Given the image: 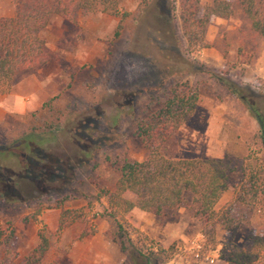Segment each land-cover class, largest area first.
Here are the masks:
<instances>
[{
	"label": "rangeland",
	"instance_id": "1",
	"mask_svg": "<svg viewBox=\"0 0 264 264\" xmlns=\"http://www.w3.org/2000/svg\"><path fill=\"white\" fill-rule=\"evenodd\" d=\"M118 1L127 14L120 37H115L120 21L116 16L97 14L75 23L56 17L40 34L51 53L49 65L19 74L15 90L0 96L3 147L26 133L31 114L47 100L60 95L59 103L68 108L55 139L46 144L39 179L20 176V148L0 160L12 172L2 171L7 175L0 190L18 201L7 204L0 197V257L12 258L15 264L37 246L41 235L49 242L41 264H108L100 258L106 250L96 239L98 232L78 238L87 228L99 231L102 223L107 227L104 234L117 237L116 224L101 217L107 199L99 196L117 179L109 164L145 160V149L129 133L130 111L177 82L196 86L200 100L193 117L164 144L162 154L175 160L227 157L236 171L216 209L228 210L238 226L234 234L218 226L217 245L210 244L203 225L192 215L190 196L160 218L143 214L150 218L144 223L149 234L136 217L132 224L148 236L150 247L171 253L163 264H221L223 244L247 247L251 235L264 232V194L252 197L251 189L254 179L259 191L264 190V145L260 125L249 109L252 105L264 115V42L253 36L250 23L236 11L228 19L213 17L200 43L203 47L190 52L181 8L177 4L173 12V0ZM14 13L15 0H0V17ZM18 90L29 95L25 113L12 111ZM83 150L94 154L86 158ZM62 200L64 209L77 214L58 234L62 209L57 201ZM196 239L201 241L203 258L190 249ZM109 243L115 261L132 264L119 242ZM208 255L217 256L214 263L205 260Z\"/></svg>",
	"mask_w": 264,
	"mask_h": 264
},
{
	"label": "trees",
	"instance_id": "2",
	"mask_svg": "<svg viewBox=\"0 0 264 264\" xmlns=\"http://www.w3.org/2000/svg\"><path fill=\"white\" fill-rule=\"evenodd\" d=\"M202 1L173 0L172 11H176L177 4L181 8L183 36L190 52L203 47L200 43L213 17L228 19L236 11L250 23L253 36L264 42V0H237L235 3L214 0L211 4ZM97 14L119 17L115 37H120L127 14L121 11L118 0H15L14 16L0 17V96L11 93L19 74L37 71L49 63L51 53L40 34L54 18L75 23ZM59 99L60 95L44 102L31 114L26 133L7 147L0 146V160L11 158L19 148L22 150L23 163L19 170L22 178L39 179L43 175L46 144L55 139V130L68 111ZM199 100L200 91L196 86L177 82L152 94L146 102L130 111L129 133L145 149L146 158L141 162L126 160L120 165L111 161L109 166L117 179L113 188L104 189L99 197L107 199V209L101 217L111 219L118 229L117 237L110 233L105 235L109 242H119L121 252L132 264H163L171 258L168 250L150 247L148 236L132 224L134 209L160 218L168 211L177 210L190 196L194 207L192 215L203 225V233L210 244L217 245L218 226L231 234L236 232L238 224L230 212L216 209L231 186L236 166H232L227 157L175 160L164 157L161 151L193 117ZM249 109L260 125L259 140L264 145V115L252 105ZM83 153L89 158L94 151L83 150ZM3 170L12 173L10 168L0 164V183L7 175L2 174ZM251 183L252 197L264 194V190L259 191L257 181L251 179ZM0 197L7 204L18 202L8 191L0 190ZM63 202L57 201V207L62 209L58 234L69 228L68 219L77 214L64 209ZM97 232L95 228H87L78 239ZM2 235L0 232V238ZM48 251V239L41 235L37 246L19 264H41ZM218 262L264 264V232L251 235L247 247L232 242L223 244ZM0 264L15 263L12 258L0 257Z\"/></svg>",
	"mask_w": 264,
	"mask_h": 264
},
{
	"label": "crops",
	"instance_id": "3",
	"mask_svg": "<svg viewBox=\"0 0 264 264\" xmlns=\"http://www.w3.org/2000/svg\"><path fill=\"white\" fill-rule=\"evenodd\" d=\"M49 64H47L48 66ZM15 84H13V89L15 90ZM45 89V88H42ZM45 92V90L43 91V93H39L41 95H43ZM15 97H16V104L14 106V108H12L13 112H18V113H25L26 108L28 107V103H26V100L29 99V95L23 93L22 91L20 92L19 90L17 91V93H15ZM142 213V214H140ZM143 214H146L145 212L139 210V209H134L131 213L132 217H136L138 219L139 222H141V230L145 231L146 233L149 234V232L147 231V227L148 225H145V221H149L150 218L145 217ZM107 227L105 226V224H100L99 225V231L96 235V239L100 242V246L102 249H105L106 253H103V256H100L101 260H104L105 262H108V264H119V262L115 261L113 255H110V253L108 252L109 250L113 249V245L109 243L108 239H106L105 236V231H106ZM98 256V255H97Z\"/></svg>",
	"mask_w": 264,
	"mask_h": 264
},
{
	"label": "built area",
	"instance_id": "4",
	"mask_svg": "<svg viewBox=\"0 0 264 264\" xmlns=\"http://www.w3.org/2000/svg\"><path fill=\"white\" fill-rule=\"evenodd\" d=\"M190 249L195 253V256L197 258H203V254H202V245H201V241L200 239H196L192 242V245L190 247ZM216 257L217 256H211V255H208L205 257V260L209 261L210 263H214L215 260H216Z\"/></svg>",
	"mask_w": 264,
	"mask_h": 264
}]
</instances>
